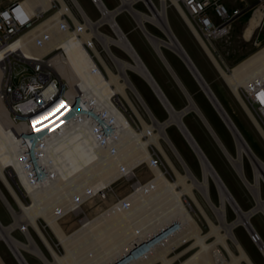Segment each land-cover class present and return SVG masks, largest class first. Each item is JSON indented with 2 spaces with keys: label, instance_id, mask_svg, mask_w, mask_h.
Wrapping results in <instances>:
<instances>
[{
  "label": "bare ground",
  "instance_id": "1",
  "mask_svg": "<svg viewBox=\"0 0 264 264\" xmlns=\"http://www.w3.org/2000/svg\"><path fill=\"white\" fill-rule=\"evenodd\" d=\"M58 1L60 8L57 11L43 18L34 29L23 34L16 42L0 49V60L9 49H21L28 57L31 55L42 57L58 48L63 49L62 55L58 53V55L53 56L55 68L70 83H78L82 88L90 86L93 91V100L95 99V109L109 116L113 123H117V139L109 145H101V141L90 134L88 127L82 125L81 122L78 125L76 123L74 130L68 132L64 138L50 139L42 146L37 147L39 155L44 162L48 163V167L53 173L52 176L50 174L48 178L39 183L30 177L29 170L25 169L21 162V156L25 155L19 151L16 142L18 137L12 134L14 124L9 116L10 110L4 100L0 98V180L20 207V210L14 208L0 186V199L13 217L10 224H4L0 219V239L6 241L20 264H30L23 250L39 257L45 264H112L116 259L130 251L138 242L155 236L173 222H179L181 226L178 230L158 242L147 257L131 264H153L155 259H159L161 264H256L234 229L238 226H244L252 237L254 233L251 227H253L260 235L251 217L259 212L264 213V198L261 191V185L264 181V160L253 150L230 114L227 112L236 128L229 117L224 115L235 135L238 154H232L222 141H218V143L253 193L256 201L249 210L242 209L232 193L238 205L231 198L227 190L229 186L211 160L208 157L207 160L201 154L195 142L197 141L195 135L183 119V114L187 110L197 112L196 101L195 103L190 101L187 109L181 111L176 108L173 109L168 102L169 99L165 98L151 78L149 74V71L152 73L151 69L120 25L116 17L119 10L110 9L103 0L97 1L101 17L94 20L79 0H70L82 16L81 19L68 6L66 0ZM122 1L124 4L121 8H125L136 18L149 43L170 72H173L172 65L163 52L164 46L173 49L185 61L195 79L205 88L211 102L221 109L216 98L219 102L221 100L173 30L168 18V8H170L168 3L161 0L162 2L157 4L154 0L155 6H153L149 0H142L147 2L152 10L151 13H148L134 5L136 0ZM26 2L30 4L33 10L40 5L43 11H46L52 4V0H26ZM177 7L180 11L178 14L185 15L183 7L180 5ZM65 13L71 17L72 23L63 21L60 17ZM254 18L250 19L251 22ZM261 18L262 12L260 20ZM260 20L257 25L249 24L250 32L255 31ZM147 21L159 26L166 37L152 33L147 26ZM103 24H108L114 34L111 35L102 31L100 27ZM198 36L201 39L199 34ZM96 39L101 43L117 70H114L107 63L103 53L95 43ZM200 42L203 50L220 70L221 76L229 84L246 113L253 118L257 130L264 137V127L242 95L243 87H250L253 83L264 80V46L230 68L225 62L222 65V58L213 49L215 46L212 48L207 41L202 39ZM86 44L96 52L100 60L98 62L101 63L102 67L92 59ZM112 44L126 51L131 60L116 54L111 48ZM132 47L146 67L141 63ZM222 61L224 60L222 59ZM128 69L138 72L149 82L170 112L166 121H160L153 113L142 93L131 80ZM173 76L175 78V75ZM3 77L4 69L0 64V87ZM157 83L159 84L158 81ZM159 86L163 90L160 84ZM129 89L134 93L135 99L130 95ZM139 104L144 107L151 122L145 119ZM125 105L134 112L141 122V129L136 128L125 114L122 109ZM170 124L177 125L197 153L203 169L202 178L196 176L177 150L166 129ZM161 139L169 144L183 165L185 172H181L167 155ZM152 143H155L166 156L168 165L175 171V178H168L164 170L158 165L150 149ZM247 156L255 167L251 181L247 179L244 170V160ZM142 163H146L153 173L150 180L136 182L132 191L105 208L98 207L96 214L84 217L81 223L71 231L67 232L62 228L59 221L61 217L71 210L80 211L83 203L87 200L105 199L103 193L105 187L112 186L122 174L132 176L134 170ZM8 169H11L12 172H9ZM9 174L11 177L16 176L22 190L30 197L29 203L21 200ZM211 180L214 181L220 191L219 203H215L210 196ZM195 189L203 193L210 208L215 212L218 223L209 216L197 198ZM185 195H188L195 202L198 209L206 217L210 226L207 233L201 232V226L192 213L193 208L185 200ZM228 204L233 207L238 215L232 221H229L226 216ZM40 217L47 222L63 245L65 249L63 254L54 251L39 226L38 219ZM29 226L36 230L38 236L53 252V260L48 259L44 254L30 232ZM16 227L22 229L27 241H22L12 234ZM211 235L214 236L213 239L210 238ZM191 237L194 238V242L192 241L193 243L190 245L189 253L184 252L180 255L169 256L171 252L178 250L187 243ZM257 244L262 247L264 253L261 241L258 240ZM186 254L187 256L181 259L179 263L174 262L178 257Z\"/></svg>",
  "mask_w": 264,
  "mask_h": 264
},
{
  "label": "rangeland",
  "instance_id": "2",
  "mask_svg": "<svg viewBox=\"0 0 264 264\" xmlns=\"http://www.w3.org/2000/svg\"><path fill=\"white\" fill-rule=\"evenodd\" d=\"M9 0H0V5H4ZM87 13L94 19L99 16L101 17L100 12L94 6L93 3L88 2L87 0H79ZM91 1V0H90ZM157 2V0H155ZM92 2V1H91ZM113 3L117 2V0H112ZM158 4V2H157ZM137 8L144 10L148 12V9L145 7L143 3L134 4ZM262 8V6H259ZM78 12V10H77ZM260 10H256L255 13L251 16V12L243 15L237 23L234 24L231 31L223 38H219L214 41V46L216 47V54L222 58L221 59L222 65H224L223 62L226 63L230 68H232L234 65H236L241 60L245 59L255 51L259 50L261 47L264 46V30L261 32L259 43H255L254 40H252L251 36L254 32L245 34V25L249 22L250 19L254 20L252 23L254 25H257L258 21L260 20L261 15ZM79 13V12H78ZM149 13V12H148ZM80 14V13H79ZM50 15V14H49ZM48 16V15H47ZM81 15H79V18ZM120 25L122 26L123 30L127 34V36L133 41L135 47L141 54L143 60L145 63L149 66V68L152 71V74L154 75L155 79L159 82L161 87L163 88L165 94L167 95L168 99L170 100L171 104L179 110L182 108L179 105L181 104H188V98L181 90V88L176 83L172 73L167 68L163 60L160 58V56L157 54L156 50L153 48V46L149 43L147 37L145 36L144 32L140 28L136 18L132 16V14L128 11H123L116 15ZM135 18V19H134ZM168 18L170 21V24L173 28V30L176 32L177 36L181 39L182 43L184 44V47L189 52V54L193 57L195 63L201 70H207L208 73H210V77L206 80L208 81L209 85L212 87V89L215 91L219 99L221 100L222 104L224 105L227 112L230 114L232 119L235 121V123L238 125L240 130L242 131L243 135L246 137L248 142L250 143L253 150L256 152V154L264 160V139L262 138L261 133L256 129L255 125L249 118L248 114L246 113L245 109L237 99V96L234 94L232 89L230 88L229 84L226 83L224 78L221 76L220 70L216 67V65L213 64L210 57L206 54V52L203 50L202 46L197 42V40L194 38L193 34L189 30V28L186 26L185 22L182 20V18L179 16L178 12L175 10L174 7L168 8ZM147 26L149 30L161 37H166L165 33L155 26L151 24L150 21H147ZM100 29L108 34L113 35L114 32L112 28L108 24H103ZM251 38V39H250ZM247 39H250L249 41ZM95 43L97 47L101 50L103 53V56L107 63L114 69L117 70L115 64L112 62L110 57L107 55V53L104 51L101 43L96 39ZM111 48L113 51L118 54L120 57L125 58L127 60H131L130 55L122 50L119 46L112 44ZM163 52L168 59L169 62H171V59L169 57L170 53L172 55H175L177 59L185 65L187 70L190 72L191 76L193 77L194 81L198 85V88L201 90L204 98L206 101L208 100L209 104L212 105L214 108L215 106L199 84V82L195 79L192 72L190 71L189 67L185 63V61L170 47H163ZM172 64V62L170 63ZM102 66V65H101ZM104 69V67H103ZM128 74L133 81L134 85L140 90L142 93L144 99L148 103L149 107L153 111V113L157 116V118L164 122L166 121L170 113L168 109L164 106L160 98L157 96V94L154 92L153 88L149 84V82L138 72L128 69ZM202 72V71H201ZM203 74V73H202ZM204 75V74H203ZM130 95L135 99L134 93L129 89ZM178 104V105H177ZM184 105V106H185ZM125 107V108H124ZM140 111L143 113L145 119L149 122H151V119L147 112L145 111L144 107L139 104ZM216 109V108H215ZM123 110L125 114L131 119V122L133 125L141 129L142 124L135 116L134 112L127 106H123ZM254 112V111H253ZM199 115L194 110H191L189 114L184 116V121L187 124V126L190 128V130L194 133L189 117L191 115ZM198 117V116H197ZM200 117V115H199ZM198 117V128L201 131L203 135H205L206 143L207 145L203 144V142H200L199 145H201V148L206 153L207 157L211 160L213 165L216 167V169L221 174L224 181L229 186L230 192L234 195V197L238 200L240 206L244 210H249L254 204L255 200L253 198V193L251 189L248 187V185L244 182L243 178L239 175L231 161L228 159V156L222 149V147L219 145L218 141L212 134L211 130L207 127L203 119ZM141 127V128H140ZM228 127V126H227ZM167 132L173 142L175 143L177 150L181 153V155L184 157L186 162L188 163L191 170L196 174L198 178H202L203 175V169L200 163V159L195 152V150L192 148V146L188 143L186 137L182 133V131L177 127L176 124H170L167 126ZM230 136L232 137V140H234V137L231 133V130L229 127L227 128ZM196 134V133H195ZM194 134V135H195ZM197 137V134L195 135ZM161 143L166 150L167 155L173 160L176 167L181 171L185 172V169L177 156L175 155L174 151L171 149L169 144L164 140L161 139ZM151 152L157 161L158 165L164 170L165 174L168 178L173 179L175 178V171L172 167L168 165V161L164 153L158 148V146L155 143H152L150 145ZM229 150V149H228ZM232 154L236 155L238 154L236 152V144L234 141V149L231 150ZM245 166L244 170L247 175V179L250 181L252 180V169L251 165L249 164L247 158L245 157ZM10 172L11 169H8ZM12 172V171H11ZM10 180L18 192L21 200L25 203L30 202V197L28 194H26L22 188L20 187L16 176L11 177L9 174ZM153 177L152 171L149 169L148 165L146 163L140 164L133 172L132 176L126 175L120 179L117 180V182L113 183L112 186L108 187V194L105 199H90L83 203L82 209L78 212L71 210L68 214L64 215L59 219L60 224L62 228L69 232L75 227H77L82 219L87 216H91L93 214H96V209L98 207L105 208L109 206L112 202L118 200L119 198L123 197L125 194L129 193L133 190L135 186V182H146L150 180ZM0 186L2 187L4 193L7 195L8 199L14 206L16 210H20L19 205L13 198L12 194L8 191V189L4 186L2 181L0 180ZM262 195L264 198V185L262 184ZM197 198L199 201L203 204V207L209 214V216L218 223L217 216L215 212L210 208V205L207 203L203 193L200 190L195 189ZM209 193L212 198V200L215 203H219L220 200V191L217 187V185L214 183L213 180L210 182L209 187ZM185 200L189 202L191 205L192 213L194 217L198 220L200 226H201V232L203 234L207 233L210 230V226L207 222L206 217L204 216L203 212L198 209L195 202L188 196L185 195ZM226 216L229 221L234 220L238 215L236 211L233 209V207L228 204L226 209ZM0 219L4 224H10L13 221V217L5 204L0 199ZM251 220L255 224L256 228L260 232L262 236V232L264 231V214L263 212H259L251 217ZM39 226L44 232L46 238L52 245L54 251L58 254L64 253V247L59 242L58 238L56 237L55 233L52 231V229L49 227L47 222L43 218L38 219ZM30 232L32 233L33 237L43 250L44 254L48 257V259L53 260V252L50 251V249L46 246L45 242L38 236L36 230L29 226ZM235 232L241 241V243L244 245L246 250L250 253L252 259L256 264H264V254L261 252V250L258 248L256 243L252 241L248 230L244 226H238L235 229ZM12 234L17 237L18 239L22 241H27L26 236L22 229L20 227H16L13 229ZM211 239L214 238V236H210ZM194 242V238L191 237L187 243L183 244L182 247H180L178 250L171 252L169 256H174L176 254H182L184 252L189 253L190 251V245ZM27 260L30 264H45L39 257L31 254L30 252L23 250ZM186 255H182L178 257L174 262L179 263L181 259L186 257ZM0 264H20L14 254L12 253L11 249L9 248L6 241L3 239H0ZM153 264H161V261L159 259H155L153 261Z\"/></svg>",
  "mask_w": 264,
  "mask_h": 264
},
{
  "label": "built area",
  "instance_id": "3",
  "mask_svg": "<svg viewBox=\"0 0 264 264\" xmlns=\"http://www.w3.org/2000/svg\"><path fill=\"white\" fill-rule=\"evenodd\" d=\"M91 1L101 14L97 1L102 0ZM149 1L155 6L154 0ZM164 1L168 3V7H174L176 11L178 5L182 6L185 15L180 13L179 16L194 38L200 45L201 39L207 41L212 48L214 47V41L225 37L243 15L251 12L252 16L256 10L264 13L259 7L264 0H256L255 3H247L246 0ZM66 2L79 16L80 14L77 12L75 5L70 0H66ZM157 2L160 4L162 1L157 0ZM138 3H143L148 12H152L147 2L136 0L135 4ZM123 4V1L120 0V4L115 8L119 10L117 14L126 10L121 8ZM17 8L19 11H16ZM59 8L60 3L58 0H52L51 6L46 11H43L40 5L33 10L26 0H9L6 4L0 5V49L16 42L23 34L34 29L43 18ZM5 13L7 16L4 15ZM60 17L63 21L72 23L71 17L67 13L62 14ZM80 18L82 19V16ZM152 25L162 31L156 24ZM255 43L258 42L255 40ZM86 46L92 59L96 63L100 61L96 52L88 44ZM213 49L214 51L217 50L216 47ZM62 52L63 49L58 48L56 51L42 57L37 55L28 57L21 49H9L0 60V64L4 69L0 98L4 100L10 110L9 116L14 124L12 134L18 137L16 142L19 151L25 155L21 156V162L24 164L25 169L29 170L30 177H33V180L39 183L48 178L50 174L52 176L53 173L51 168L48 167V163L44 162L39 155L38 146H42L50 139L64 138L68 132L74 130L75 124L78 125L79 122L90 129V134L99 139L101 145H109L114 142L118 134L117 123H113L110 121L109 116L95 109V99L93 100V91L90 86L82 88L78 83H70L67 78L59 74L52 59L58 53L62 55ZM98 63L101 66V63ZM262 94H264V80H259L250 87L242 88L244 99L264 127V95ZM248 116L256 127L253 118L250 115ZM233 137L237 152L235 135ZM262 138L264 139L263 136ZM246 158L251 165L253 178L255 167L249 157ZM124 176L126 174H122L120 178ZM262 184L264 185V181ZM108 187L103 189L105 198L108 194ZM180 226L179 222L169 224L155 236L135 244L130 251L116 259L112 264H131L147 257L158 242L169 237ZM252 230L254 233L252 234L253 238L250 233L249 235L262 252V247L257 244L259 240L264 247L261 234L259 235L253 227Z\"/></svg>",
  "mask_w": 264,
  "mask_h": 264
},
{
  "label": "crops",
  "instance_id": "4",
  "mask_svg": "<svg viewBox=\"0 0 264 264\" xmlns=\"http://www.w3.org/2000/svg\"><path fill=\"white\" fill-rule=\"evenodd\" d=\"M87 1L90 2V3H93L90 0H87ZM103 1L106 4V6L109 7L110 9H112V10L115 9L120 4V0H117V2H115V3H113L112 0H103ZM246 1H247V3H255L256 2V0H246ZM260 5L262 6L261 9L264 11V2H261ZM94 6H96V5L94 4ZM98 18H99V16L96 17L95 19H98ZM249 24L250 25L252 24L251 20H249L247 25H245V27H244L245 34L252 33V32H250V29L248 27ZM263 30H264V13H262V19H261L260 24L258 25V27L255 29L254 33L251 36L252 40H254V41L256 40L259 43V41H261L260 40V35H261V32ZM250 39H247V40L249 41ZM169 57H170L171 62H172L171 65H172L173 71L175 72L177 77L180 78V81L182 82V84L184 85L186 90L189 92V94L192 96L194 101H196V104L198 105L200 111L202 112V114L204 115L206 120L208 121L209 125L211 126V128L213 129V131L215 132L217 137L220 139V141H222V143L225 145V147H227L230 151L232 149H234V140H232V137L230 136V133H229V131L227 129L228 128L227 124L225 123V121L223 120L221 115L218 113V111L212 105L209 104L208 100L206 101V99L204 98L201 90L198 88V85L194 81L193 77L191 76L190 72L187 70L185 65H183L177 59V57L175 55H172L170 53ZM201 71L204 74V76L206 75L205 77L208 76L209 78H211L210 77V73H208L207 70H203L201 68ZM175 81H176V79H175ZM176 83L178 84L177 81H176ZM178 86L180 87L179 84H178ZM181 90L183 91L182 88H181ZM184 105L185 104H181L179 106L180 107L182 106V108H183V107L186 106V105L185 106ZM182 108H180V109H182ZM189 112L187 114H189ZM197 116L199 117V115H197V114L196 115H191V117H189L191 127H192V129L194 131V133L193 132L192 133L193 134H195V133L197 134L196 139H197L198 143L203 142V144L207 145V143H206V139L207 138L205 137L206 133H205V135H203L201 133V131L199 130L198 122H197V120H198ZM262 239L264 241V231L262 232Z\"/></svg>",
  "mask_w": 264,
  "mask_h": 264
},
{
  "label": "water",
  "instance_id": "5",
  "mask_svg": "<svg viewBox=\"0 0 264 264\" xmlns=\"http://www.w3.org/2000/svg\"><path fill=\"white\" fill-rule=\"evenodd\" d=\"M113 10H116V9H113ZM117 13H118V11H117ZM133 48V47H132ZM133 50H134V48H133ZM135 51V50H134ZM135 53H136V55L138 56V58H139V60L141 61V63L145 66V64H144V62H143V60L139 57V55L137 54V52L135 51ZM146 67V66H145ZM147 69V68H146ZM149 71V70H148ZM172 71H173V69H172ZM172 73H175L174 71L172 72ZM149 74H150V76H151V78L153 79V81L155 82V84L157 85V87L161 90V92L163 93V95L165 96V98L168 100V98H167V96H166V94L164 93V91L160 88V86H159V84L157 83V81L155 80V78H154V76H153V74L149 71ZM173 75H175V79H176V81L178 82V84L180 85V87L183 89V91L185 92V94H186V96H187V98H188V104L185 106V107H183L182 109H179L180 111L181 110H183V109H187L188 107H189V105H190V101H193V103H195V101H194V99L192 98V96L189 94V92L186 90V88L184 87V85L182 84V82L180 81V79L177 77V75L176 74H173ZM177 77V78H176ZM199 84H200V82H199ZM207 84V83H206ZM201 85V84H200ZM208 85V84H207ZM201 87L203 88V90L205 91V93H206V90H205V88L201 85ZM216 100H217V102L219 103V105H220V107H221V109L218 107V106H216L213 102V105L215 106V108H216V110L218 111V113L221 115V117L223 118V120L225 121V123L227 124V126L229 127V129L231 130V132H232V129H231V127H230V124L228 123V121L226 120V116L224 115V114H226L227 115V117H229V120L232 122V124L235 126V124L233 123V121L231 120V118H230V116H229V114L227 113V111L225 110V108H224V106L221 104V102H219V100H218V98H216ZM168 102L170 103V105L173 107V109H174V106L171 104V102L168 100ZM195 105L197 106V104L195 103ZM189 111H191V110H187L184 114H183V117L189 112ZM199 111V112H198ZM170 113V112H169ZM197 113H199V115L202 117V119H203V121L206 123V125L208 126V128L209 129H211L212 131H213V129L211 128V126L209 125V123H208V121L206 120V118L204 117V115L202 114V112L200 111V109L197 107ZM182 120V122H183V119H181ZM185 125V124H184ZM235 128H236V126H235ZM187 131H189L188 129H187ZM211 131V132H212ZM213 133V135L215 136V138H216V140L217 141H219V142H221L220 141V139L217 137V135L215 134V132L213 131L212 132ZM232 134L234 135V133L232 132ZM195 141V140H194ZM196 142V145L198 146V148H199V151L201 152V154L208 160V158H207V156L205 155V153L203 152V150H202V148L200 147V145L198 144V142L197 141H195ZM220 180H221V182H222V179L220 178ZM228 190V192L230 193V196H231V198L234 200V202L238 205V203L235 201V199L233 198V196H232V194H231V192H230V190L229 189H227ZM246 222H248L249 223V221H246ZM252 228V227H251Z\"/></svg>",
  "mask_w": 264,
  "mask_h": 264
},
{
  "label": "snow or ice",
  "instance_id": "6",
  "mask_svg": "<svg viewBox=\"0 0 264 264\" xmlns=\"http://www.w3.org/2000/svg\"><path fill=\"white\" fill-rule=\"evenodd\" d=\"M16 11H19V9L17 8V9H16ZM4 15H5V16H7V14H6V13H5ZM262 95H264V94H262Z\"/></svg>",
  "mask_w": 264,
  "mask_h": 264
}]
</instances>
